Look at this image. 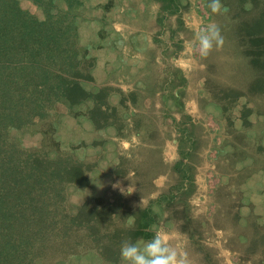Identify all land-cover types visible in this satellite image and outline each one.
Instances as JSON below:
<instances>
[{
	"label": "rangeland",
	"instance_id": "rangeland-1",
	"mask_svg": "<svg viewBox=\"0 0 264 264\" xmlns=\"http://www.w3.org/2000/svg\"><path fill=\"white\" fill-rule=\"evenodd\" d=\"M77 1L81 85L105 91L108 116L95 125L91 99L70 110L56 104L13 139L82 163L89 184L68 187L72 214L84 203L116 206L125 228L128 214L149 209L151 235L136 240L172 224L191 264H264V65L240 28L264 0H223L216 14L208 0ZM209 22L224 43L202 56L195 33ZM78 256L55 264H122Z\"/></svg>",
	"mask_w": 264,
	"mask_h": 264
},
{
	"label": "trees",
	"instance_id": "trees-1",
	"mask_svg": "<svg viewBox=\"0 0 264 264\" xmlns=\"http://www.w3.org/2000/svg\"><path fill=\"white\" fill-rule=\"evenodd\" d=\"M28 1L43 11V19L21 8L19 0H0V264H55L84 253L117 262L122 242L151 235V211L128 214L133 222L125 228L116 206L105 211L84 203L72 214L68 187L89 184L82 163L57 151L51 157L23 148L10 134L43 121L56 104L70 110L91 99L95 125L110 107L104 90L92 95L81 85L84 58L73 15L78 1L61 0L65 8L55 0ZM259 12L240 28L259 47L264 65V9Z\"/></svg>",
	"mask_w": 264,
	"mask_h": 264
},
{
	"label": "clouds",
	"instance_id": "clouds-1",
	"mask_svg": "<svg viewBox=\"0 0 264 264\" xmlns=\"http://www.w3.org/2000/svg\"><path fill=\"white\" fill-rule=\"evenodd\" d=\"M208 7L213 14L223 9V0H208ZM195 42L200 54L207 56L215 47L224 43L221 28L214 22H209L195 33ZM166 215V214H163ZM175 238L176 242L173 243ZM122 264H191L186 250V238L172 224L157 225L149 239L131 240L122 242L120 247Z\"/></svg>",
	"mask_w": 264,
	"mask_h": 264
}]
</instances>
